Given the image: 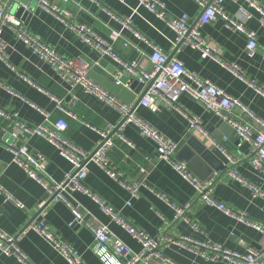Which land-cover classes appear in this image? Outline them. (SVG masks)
Segmentation results:
<instances>
[{
    "label": "crops",
    "instance_id": "crops-1",
    "mask_svg": "<svg viewBox=\"0 0 264 264\" xmlns=\"http://www.w3.org/2000/svg\"><path fill=\"white\" fill-rule=\"evenodd\" d=\"M161 1L169 16L187 14L195 22L200 13L194 0ZM51 2L69 12V22L84 25L110 42L118 59L134 62L139 69L149 71L152 69L150 55L153 46L157 47L178 58L188 73L210 80L237 98L262 120L264 126V95L257 90L264 89V25L259 20V13L246 0H224L222 7L255 33L257 45L251 53L246 48L247 39L227 27L221 18L197 26L200 35L219 50L226 64L234 63L240 67L242 79L214 58L201 57L199 49L189 44L177 45L176 33L167 22L142 6L139 0ZM256 2L264 9V0ZM8 3L9 0H0V8L19 19L26 32L41 45L62 58H83L90 64V79L118 101L135 104L142 89L127 85V76H122L120 82L116 80L121 70L118 60L84 42L69 23H63L43 10L36 0H12V4H16L14 9ZM19 7L23 8L22 14L26 12L24 17L17 15ZM240 7L250 16L245 18L239 12ZM111 15L122 20L129 18V26H124ZM113 30L121 34L114 41L110 39ZM0 36L7 52L6 60L0 58V108L15 113L19 120L30 125L51 127L56 120L64 119L67 127L63 135L80 149L92 152L100 143V131L116 126L122 119L121 112L105 100L85 92L82 87H72L59 78L51 64L26 44L9 24L1 26ZM183 80L195 85L187 76ZM54 99H60L62 106L73 115L61 110ZM156 106V110H151L137 105L135 112L177 144L175 159L187 163L192 174L203 180H214L211 194L216 200L264 225V197L254 195L250 187L264 193V162L261 166L251 163L252 143L236 136L228 123L186 92L180 94L175 106L161 98L156 99ZM184 114L197 117L209 138L190 129ZM121 134L125 140L120 139L116 132L111 133L113 145L106 157L121 171L125 181L139 185L138 195L132 196L119 180L109 177L95 162L87 164L84 186L134 227L158 242L162 257H152L149 264H231L221 258L211 259L208 257L211 250L194 242L219 244L239 253L246 252L249 247L256 250L264 248L260 231L200 200L193 186L172 164L156 156L157 144L144 136L135 124L125 125ZM9 137L12 140L9 141ZM196 141L209 150V153L203 150L206 159H191L190 143L195 145ZM9 144L24 145L32 154L46 159L44 176L52 181L60 182L73 170L70 162L59 154L58 148L43 136L21 133L11 120L0 115V186L3 190L0 191V230L15 236L30 221H44L83 264H104L93 252L94 237L88 226L72 223L73 205L79 208L86 222L107 226L134 252L140 250V243L104 212L88 193L68 190L65 196L70 205L61 200H51L40 211L42 202L47 200L44 199L45 189L14 162ZM218 146L223 147L227 155ZM232 172L243 181L236 179ZM6 193L20 207L15 201L6 199ZM172 204H187V218L175 219ZM194 222L197 229L193 227ZM166 237L172 238L173 242L166 241ZM16 244L24 259L0 250V264H70L52 242L33 229L19 236Z\"/></svg>",
    "mask_w": 264,
    "mask_h": 264
},
{
    "label": "built area",
    "instance_id": "built-area-1",
    "mask_svg": "<svg viewBox=\"0 0 264 264\" xmlns=\"http://www.w3.org/2000/svg\"><path fill=\"white\" fill-rule=\"evenodd\" d=\"M38 5L46 12L52 14L55 18L63 23H69L70 27L75 30L81 39L93 46V48L101 51L103 54L112 56L121 64V70L117 76V81L120 82L122 76H127V85L133 80H137L143 84V89L146 87L137 104H127L118 101L110 95L100 85L95 83L88 76L90 64L83 58L76 57L66 59L59 57L53 50L41 45L37 40L31 37L24 29L21 21L16 19L12 14L6 13L0 8V28L2 25L9 24L15 33L26 43L29 44L39 56L47 60L59 78L66 80L72 87L80 86L87 93L93 94L100 99L105 100L110 105L116 107L122 114L121 121L116 126H108L100 131L101 140L98 146L92 152H86L74 145L67 137L63 135V131L67 127V122L64 119L56 120L51 127L45 125H30L17 118L15 113H10L0 108V115L13 122L14 126L21 133H31L43 136L48 142L58 148L59 154L64 157L73 167L71 172H68L60 181H52L44 176L47 168V160L42 156L32 154L26 146H14L9 144L8 147L13 155L14 162L24 168L27 174L39 182L45 189L47 198L53 200H61L70 205L65 193L68 190H78L89 195H92L99 203L102 210L108 213L128 234H130L141 245L138 252H134L126 243L122 242L105 225H93L86 222L77 206H71L74 214L72 223L85 224L90 229L94 237L93 252L104 264H149L152 257H162L158 251V242L154 240L144 231L137 229L123 216L116 212L112 207L104 201L98 199L89 189L84 186V179L87 174V164L95 162L106 174L115 179L124 186L132 196L138 195L137 183H129L122 178L121 171L113 165L106 157L108 149L113 145L111 133L116 132L120 139H123L121 134L122 128L130 123L135 124L144 136L154 140L157 144L156 156L167 160L172 164L174 169L186 179L196 190L198 198L205 204L216 207L225 214L235 218L236 220L245 223L256 230L260 231L264 238V225L260 222L249 219L245 213H239L231 209L226 204L216 200L211 192L214 184L213 179H200L192 174L184 162H179L175 159L177 144L164 137L156 129L144 122L135 112L137 105H142L151 110H156V99L161 98L168 104L175 106L180 94L186 92L193 98L200 101L203 106L210 112L215 113L223 121L228 123L234 133L239 138L252 143L251 163L254 166H261L264 162V126L260 118H258L248 107L242 104L237 98L227 94L222 88L216 86L208 79L196 77L194 74L188 73L183 63L176 57L169 56L162 52L159 48L153 46V51L150 55L152 69L149 71L139 69L134 62H127L118 59L112 51V45L107 40L97 36L84 25H77L69 22L67 16L69 12L51 2V0H36ZM66 1V0H64ZM224 0H194L200 8V13L195 22L191 21L187 14L179 16H169L165 4L161 0H139V3L154 13L158 18L167 22L169 27L176 33V44H189L199 49L201 57H212L220 64L226 66L235 76L244 78L243 72L237 64H226L221 57L219 50L200 35L197 28L200 24L209 23L216 18H221L227 27L242 34L246 39V48L251 53L256 48L255 33L247 28L243 21L237 20L229 15L222 7ZM238 2L240 0H232ZM249 6L253 7L259 13V20L264 25V9L261 8L256 0H246ZM239 12L245 17L250 14L243 8H239ZM122 22L124 26H129V18L119 19L115 15H111ZM136 36H140L135 32ZM121 36L119 31H111L110 39L117 40ZM0 58L7 59L6 44L0 36ZM187 76L195 85H191L183 80ZM264 95V89L257 88ZM57 106L73 115L70 110L62 106L60 99H54ZM188 121V127L202 136L209 138V134L204 130L201 121L195 116L184 114ZM129 145L131 143L127 142ZM220 151L226 154V150L218 146ZM264 169V165H263ZM233 173V172H232ZM234 174V173H233ZM235 175V174H234ZM235 178L243 181L239 176ZM254 195L264 197L259 189L250 186ZM0 191H3L0 186ZM6 199L13 200L9 194H5ZM160 195V194H159ZM164 198V196L160 195ZM15 201V200H13ZM45 201V202H44ZM40 206V211L44 209L47 200H44ZM16 206L20 204L15 201ZM175 210V219H186L185 205L172 204ZM193 227L198 228L194 222ZM33 229L41 234L46 240L52 242L58 251L68 260L70 264H83L79 256L70 248L68 244L60 240V238L52 232L44 221H30L23 227L15 236L6 234L0 230V250L5 254H14L20 259H24L20 252L16 239L21 236L26 230ZM187 239V238H184ZM166 241L173 242L170 237L165 238ZM176 242V241H174ZM179 242V241H178ZM206 249L211 250V259L221 258L231 264H264V248L256 250L249 247L246 252L239 253L222 247L219 244L210 242H194ZM206 255L204 252L202 253Z\"/></svg>",
    "mask_w": 264,
    "mask_h": 264
},
{
    "label": "water",
    "instance_id": "water-1",
    "mask_svg": "<svg viewBox=\"0 0 264 264\" xmlns=\"http://www.w3.org/2000/svg\"><path fill=\"white\" fill-rule=\"evenodd\" d=\"M22 2V1H21ZM24 2V1H23ZM8 6L10 7L11 6V9H14L15 7H16V4L14 3V4H12V0H9V3H8ZM22 11H23V8L22 7H19L17 10H16V12H17V15L18 14H21L22 15V17H24L25 16V13L26 12H24L23 14H22ZM131 86H137V88H139V89H142V93L140 94V96H139V98L136 100V102H135V104H137L138 103V101H139V99L141 98V96H142V94H143V92L145 91V89H146V87L143 89V84L142 83H139L137 80H133L132 82H131ZM223 125H226V123L224 122L223 123ZM115 131V130H114ZM113 131V132H114ZM112 132V133H113ZM8 136H9V134H8ZM10 140H12V138L11 137H9V141ZM197 142V143H196ZM195 142V145L194 144H192V143H190V148L192 149V150H190L191 151V159L192 160H196L197 158L199 159H206V157H205V155H204V152H203V150L206 152L207 151V153H209L208 151V149H206L205 148V146L203 145V144H201L200 142H198V141H196ZM224 143H226V142H224ZM186 166H187V163H186ZM48 196H47V194L45 195V198L44 199H47V202L46 203H48L49 201H51V200H53V198H47ZM6 204V203H5ZM7 204H10L9 202H7ZM46 205V204H45Z\"/></svg>",
    "mask_w": 264,
    "mask_h": 264
}]
</instances>
